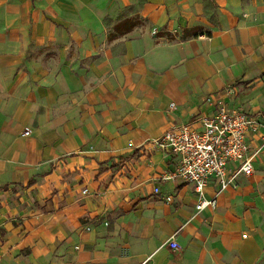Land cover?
<instances>
[{
	"label": "crops",
	"instance_id": "1",
	"mask_svg": "<svg viewBox=\"0 0 264 264\" xmlns=\"http://www.w3.org/2000/svg\"><path fill=\"white\" fill-rule=\"evenodd\" d=\"M209 96L264 121V0H0V264H264V128L201 193L152 146Z\"/></svg>",
	"mask_w": 264,
	"mask_h": 264
},
{
	"label": "built area",
	"instance_id": "2",
	"mask_svg": "<svg viewBox=\"0 0 264 264\" xmlns=\"http://www.w3.org/2000/svg\"><path fill=\"white\" fill-rule=\"evenodd\" d=\"M224 92L233 95L235 90L229 86ZM211 101L217 104V110L212 114L202 115L193 123L170 127L152 141V146L169 148L177 158L170 177H180L193 183L199 193L211 176L219 179L222 189L234 185L233 176L228 174L231 164L237 171L250 174L253 170L252 160L259 149L251 150L247 137L257 129L264 128V121L258 116L230 108L222 98H206V102ZM28 133L29 129H25L22 134ZM154 191L157 192L158 188L155 187ZM214 203L215 200L201 198L195 207L201 209ZM168 246L171 249L179 248L174 239L168 242Z\"/></svg>",
	"mask_w": 264,
	"mask_h": 264
}]
</instances>
